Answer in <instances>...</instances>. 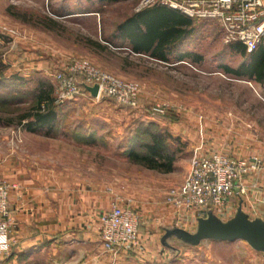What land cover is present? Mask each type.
Instances as JSON below:
<instances>
[{
    "label": "rangeland",
    "instance_id": "1",
    "mask_svg": "<svg viewBox=\"0 0 264 264\" xmlns=\"http://www.w3.org/2000/svg\"><path fill=\"white\" fill-rule=\"evenodd\" d=\"M141 1L0 0V73L8 85L0 88V93L10 101L0 104V151L8 156L26 153L21 133L23 123L17 117L33 104L39 89L52 90L58 106L57 121L48 134L39 133L34 141L30 140L49 152L51 164L89 174L88 163L95 162L99 178L122 179L123 182L106 185V189L110 190L112 185L124 187L130 192L123 199L125 204L134 208V201L145 200L150 194L161 207L169 208L159 214L156 221L159 229L162 225H176L192 230L194 215L178 216L164 201L168 188L188 176L192 157L199 155L193 150L197 134L185 135L181 130L187 127L201 132L205 115L215 121L216 113L238 111L244 121H253L257 128L253 140L264 150V84L246 75L227 73L220 67L221 64L236 67L246 56L229 49L220 56L226 44L217 26L210 22L200 41L192 47L203 55L200 62L191 58L168 62L139 54L129 59L127 39L117 38L112 32L115 24L137 10ZM89 39L105 44L108 50L96 49ZM80 58L89 59L121 78L139 81L144 101L138 108H128L107 96L93 99L79 94L57 102L54 74ZM157 104L164 108L163 113L154 110ZM142 125L168 131L177 138L168 140L176 154L172 171L148 169L127 157L132 135ZM93 129L99 130L95 143L94 136L89 134ZM229 133L235 145L244 140L243 135ZM40 146L34 148L39 150ZM260 156L263 163L264 153ZM117 195L112 202L120 203L122 199ZM236 201L234 198L233 202ZM135 210L142 223L139 210ZM232 213L220 216L227 218ZM179 246L184 248L183 253H193L189 264H264L263 254L242 240H204L197 246ZM20 264L48 263L39 258Z\"/></svg>",
    "mask_w": 264,
    "mask_h": 264
},
{
    "label": "crops",
    "instance_id": "2",
    "mask_svg": "<svg viewBox=\"0 0 264 264\" xmlns=\"http://www.w3.org/2000/svg\"><path fill=\"white\" fill-rule=\"evenodd\" d=\"M195 43L191 42L186 49L196 51L192 48ZM128 50L129 59L134 54L148 56L146 53ZM140 99V102L144 101L143 94ZM203 118L205 126L201 132L187 127L181 130L185 135L197 134V139L193 140V150L197 153L208 155L223 152L249 158L261 157L264 153L253 140L257 129L253 121H244L238 111L223 115L216 113L215 121L208 115ZM221 119L222 123L219 124ZM56 121L36 130L23 127L21 133L25 141V154L16 152L8 156L0 151V178L14 184L8 198L12 245L8 256L0 260V263L20 264L40 258L48 264H189L193 253H183L184 248L179 246L183 244L171 239V244L179 249V253L175 254L161 243L165 225L159 226V229L156 221L167 207H161L150 194L145 196V200L134 201L132 204L143 218L138 228L139 241L136 246L116 256L103 250L99 217L108 210L117 194L122 199L120 204L126 206L123 199L130 192L117 185H112L110 190L106 189L110 183L123 181L113 176L99 178L94 168L95 162L88 163L89 174L52 165L49 152L30 140L34 141L39 133L48 134ZM230 131L243 135L244 140L235 145L229 136ZM89 134L94 136L95 143L99 130L93 129ZM35 145L40 146L39 150L34 148ZM262 164L253 174L243 178L244 191L235 197L238 201L233 202L232 212L241 200L243 209L250 216H264V162Z\"/></svg>",
    "mask_w": 264,
    "mask_h": 264
},
{
    "label": "built area",
    "instance_id": "3",
    "mask_svg": "<svg viewBox=\"0 0 264 264\" xmlns=\"http://www.w3.org/2000/svg\"><path fill=\"white\" fill-rule=\"evenodd\" d=\"M151 4L165 5L189 17L213 23L223 43L240 42L248 53L257 49L264 37V0H142L137 10ZM54 77L57 102L79 94L91 96L83 84H97V96L93 99L107 96L120 105L136 108L143 92L139 81L121 78L86 58L73 60ZM154 110L164 112L159 104ZM260 165L261 159L256 156L237 157L223 152L196 154L191 159L188 176L168 188L164 201L183 218L194 215L196 220L209 209L218 216L229 215L234 208L233 199L244 191L243 178L253 174ZM13 187L12 182L0 178V260L10 253L12 245L8 198ZM140 224V216L134 208L112 202L99 217L103 250L113 256L131 251L139 241Z\"/></svg>",
    "mask_w": 264,
    "mask_h": 264
},
{
    "label": "trees",
    "instance_id": "4",
    "mask_svg": "<svg viewBox=\"0 0 264 264\" xmlns=\"http://www.w3.org/2000/svg\"><path fill=\"white\" fill-rule=\"evenodd\" d=\"M45 19L48 23L56 24L50 18ZM207 23L209 22L206 20L199 21L168 6L151 4L122 17L115 24L112 35L127 39L128 48L134 53H146L152 58L168 62L184 61L189 58L193 62H200L203 60V55L197 51L187 50L186 46L191 42L200 41ZM263 40L257 49L250 53L246 52L244 45L240 42L227 44L220 52V56L229 49L231 52H240L246 56V59L236 67L227 64H221L220 67L227 73L237 76L246 75L264 84ZM88 42L98 50H108V47L99 41L89 39ZM126 60L125 58L124 61ZM78 78L80 81L81 77ZM4 80V76L0 73V88L8 86ZM9 97L12 98V96ZM9 102L0 93V104ZM57 117L58 106L54 103L52 90L39 89L33 104L24 108V112L20 113L17 119L18 122L23 123V127L36 130L51 125ZM170 139L177 140L168 131L165 133L153 130L148 125H142V129H137L132 135V142L127 148L126 155L131 161L148 169L170 172L174 169L176 159L175 150H172L169 145Z\"/></svg>",
    "mask_w": 264,
    "mask_h": 264
},
{
    "label": "water",
    "instance_id": "5",
    "mask_svg": "<svg viewBox=\"0 0 264 264\" xmlns=\"http://www.w3.org/2000/svg\"><path fill=\"white\" fill-rule=\"evenodd\" d=\"M83 85L92 97L97 96V84ZM163 230L161 243L175 254L179 253V249L171 244V239L186 246H197L204 240L229 242L242 240L264 256V216H250L243 209L241 200L232 215L227 218H222L209 209L205 216L196 218L192 230L176 225H165Z\"/></svg>",
    "mask_w": 264,
    "mask_h": 264
}]
</instances>
